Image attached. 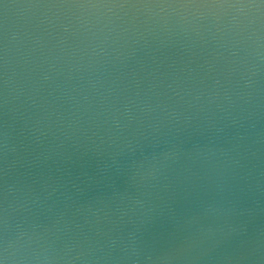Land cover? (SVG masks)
Returning <instances> with one entry per match:
<instances>
[{"label":"water","instance_id":"1","mask_svg":"<svg viewBox=\"0 0 264 264\" xmlns=\"http://www.w3.org/2000/svg\"><path fill=\"white\" fill-rule=\"evenodd\" d=\"M5 239L10 264H264V0H0Z\"/></svg>","mask_w":264,"mask_h":264},{"label":"clouds","instance_id":"2","mask_svg":"<svg viewBox=\"0 0 264 264\" xmlns=\"http://www.w3.org/2000/svg\"><path fill=\"white\" fill-rule=\"evenodd\" d=\"M240 7H243V5H241ZM9 190H11V188H9ZM206 211L217 213L221 211V209L213 208L210 206L208 209H206ZM5 224H7L6 220ZM209 231H211V229H209ZM11 246V242H9L7 239H5L2 245H0V264H10V259H12V257L10 256L9 249L11 248Z\"/></svg>","mask_w":264,"mask_h":264}]
</instances>
